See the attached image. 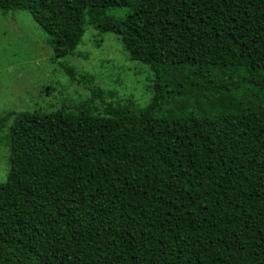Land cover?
<instances>
[{
  "label": "trees",
  "instance_id": "16d2710c",
  "mask_svg": "<svg viewBox=\"0 0 264 264\" xmlns=\"http://www.w3.org/2000/svg\"><path fill=\"white\" fill-rule=\"evenodd\" d=\"M0 10L29 11L53 58L91 25L153 73L138 103L64 64L87 107L0 114V264H264V0Z\"/></svg>",
  "mask_w": 264,
  "mask_h": 264
},
{
  "label": "rangeland",
  "instance_id": "374dc122",
  "mask_svg": "<svg viewBox=\"0 0 264 264\" xmlns=\"http://www.w3.org/2000/svg\"><path fill=\"white\" fill-rule=\"evenodd\" d=\"M115 12L121 15L123 9ZM47 37L29 11L0 10V114L5 110L50 111L62 105L68 109L87 107L89 95L69 81L64 64L92 73L100 85L114 89L118 99L149 101L152 71L130 59L113 32L100 33L87 25L74 53L60 58H53ZM6 156V148L0 144V180L7 172Z\"/></svg>",
  "mask_w": 264,
  "mask_h": 264
}]
</instances>
